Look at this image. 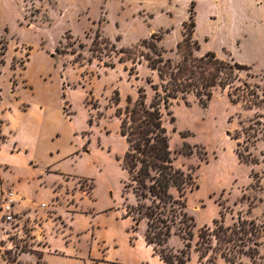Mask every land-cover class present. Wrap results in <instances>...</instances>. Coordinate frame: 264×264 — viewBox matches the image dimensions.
Segmentation results:
<instances>
[{"label":"rangeland","instance_id":"374dc122","mask_svg":"<svg viewBox=\"0 0 264 264\" xmlns=\"http://www.w3.org/2000/svg\"><path fill=\"white\" fill-rule=\"evenodd\" d=\"M192 10L201 46L195 54L213 51L248 66L240 76L264 98V0H0V209L14 193L17 213L13 222L0 221V264H163L144 240L146 223L135 231L125 218L135 197L117 159L127 143L112 99L118 90L124 108L138 87L152 95L149 68L136 66L137 80L125 71L134 65L119 62L126 56L119 50L157 34L163 56L178 60ZM97 33L111 41L103 54L91 51ZM171 110L174 119L165 125L175 164L194 182L186 196L196 223L193 248L214 220L230 226L242 217L264 228V105L249 109L218 89L207 108L192 96ZM255 122L260 132L249 152L260 163L247 165L236 155L235 137ZM77 210L90 213L72 225ZM140 237L136 254L131 247ZM100 238H115L120 247ZM60 242L66 253L58 252ZM261 242L257 261L244 257L242 264H264V235ZM183 246L178 236L169 241L175 251ZM187 264H199L194 250Z\"/></svg>","mask_w":264,"mask_h":264},{"label":"trees","instance_id":"16d2710c","mask_svg":"<svg viewBox=\"0 0 264 264\" xmlns=\"http://www.w3.org/2000/svg\"><path fill=\"white\" fill-rule=\"evenodd\" d=\"M195 18L192 10L190 23H183L184 34L182 42L178 44L181 55L178 60L163 56L165 51L158 45L162 38L157 34H152L133 48L119 50V53L126 55L119 57V62H131L134 66H125V71L137 80L139 74L136 66L146 64L151 76L145 82L152 91L150 96L145 87H138V97L128 95L124 108L120 106L118 90L112 99L115 117L120 120V135L127 143L123 157L117 159L129 175L124 187L131 190L135 197V203L126 207L125 218L133 220L132 230L135 231L142 222L146 223L144 240L163 264H187L192 260L193 250L199 255V264H216L218 259L229 264H242L244 257L256 262L261 256L264 228L255 220L242 217L230 226L214 220L215 228H201L193 248L196 223L186 211V196L194 185L193 176L175 164L166 118L171 117L173 121L171 108L174 103L183 101L189 104L192 96L200 106L207 108L218 89L227 91L231 102L244 103L249 109L264 105L263 96L240 76L241 72L250 70L248 66L223 60L213 51L202 56L195 54L201 51L200 43L193 38L197 26ZM107 44H111V41L97 33L91 51L103 54L102 45ZM110 67L115 68V65L111 64ZM236 83L242 85L235 87ZM88 124L93 125L92 119L88 120ZM260 125V122H255L243 127L235 137L236 155L247 165L260 163L249 152L260 132L254 127ZM242 137L244 140L240 142ZM252 178L260 184L257 173H253ZM174 236L184 242L183 248L177 251L169 247V241Z\"/></svg>","mask_w":264,"mask_h":264},{"label":"crops","instance_id":"0c3cea01","mask_svg":"<svg viewBox=\"0 0 264 264\" xmlns=\"http://www.w3.org/2000/svg\"><path fill=\"white\" fill-rule=\"evenodd\" d=\"M80 193V192H79ZM81 194V193H80ZM82 195V194H81ZM84 199V198H83ZM27 200L25 199V201L21 204V205H23L25 202H26ZM78 205V204H77ZM74 206H76L75 204H74ZM77 209V208H76ZM30 213V214H29ZM90 212H84V211H82V210H77L76 212H73V218H72V225H73V223L75 222V220L76 219H78V218H80V216L81 215H88ZM31 211H29L28 212V215H29V217H32L31 216ZM143 228H144V226H143ZM88 231V230H87ZM86 231V232H87ZM94 235L95 234H93V236L92 237H94ZM69 238V237H68ZM49 240V239H48ZM99 240V242L100 243H103L104 245H107L109 248H113L114 249V247H117V249L120 247V242L117 240V239H115V238H112V239H110V240H105V239H103V238H100V239H98ZM98 240H96L97 242H98ZM141 240H142V237H140V239H138V244H137V246H134V247H131L132 248V252H134V253H136V254H138L139 253V247H140V243H141ZM69 242L70 241H67L66 242V244H69ZM49 243V242H48ZM123 243L125 244V246L128 248L129 247V238H127V236H125L124 238H123ZM47 248L50 250L51 249V246L48 244L47 245ZM59 248H60V250L61 251H59L58 250V252H61V253H66L65 252V250H66V248H64V246H63V244L60 242V246H59ZM129 249V248H128ZM43 259H44V257L42 258V261H43ZM34 262H32L31 261V263L30 264H33ZM44 263V262H43Z\"/></svg>","mask_w":264,"mask_h":264},{"label":"built area","instance_id":"2783aa9c","mask_svg":"<svg viewBox=\"0 0 264 264\" xmlns=\"http://www.w3.org/2000/svg\"><path fill=\"white\" fill-rule=\"evenodd\" d=\"M14 193H9L5 196V198L3 199V203L1 206V217H0V221H2V223H9V222H13L15 220H17V213L15 212V200H14ZM1 243V242H0ZM2 248L1 244H0V249Z\"/></svg>","mask_w":264,"mask_h":264}]
</instances>
